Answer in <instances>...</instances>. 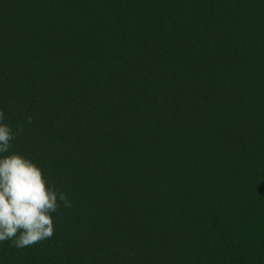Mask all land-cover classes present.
Segmentation results:
<instances>
[{"label":"trees","instance_id":"obj_1","mask_svg":"<svg viewBox=\"0 0 264 264\" xmlns=\"http://www.w3.org/2000/svg\"><path fill=\"white\" fill-rule=\"evenodd\" d=\"M0 110L71 201L0 264H264V0H0Z\"/></svg>","mask_w":264,"mask_h":264},{"label":"clouds","instance_id":"obj_2","mask_svg":"<svg viewBox=\"0 0 264 264\" xmlns=\"http://www.w3.org/2000/svg\"><path fill=\"white\" fill-rule=\"evenodd\" d=\"M26 120L30 124L33 117ZM5 121L0 110V241L25 248L54 235L53 214L71 207V201L31 158L10 151L24 125L13 128Z\"/></svg>","mask_w":264,"mask_h":264}]
</instances>
